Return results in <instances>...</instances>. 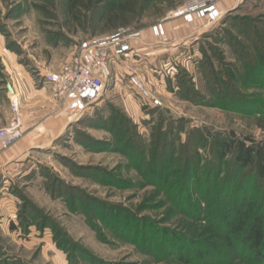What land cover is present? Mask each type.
Listing matches in <instances>:
<instances>
[{"label": "rangeland", "instance_id": "374dc122", "mask_svg": "<svg viewBox=\"0 0 264 264\" xmlns=\"http://www.w3.org/2000/svg\"><path fill=\"white\" fill-rule=\"evenodd\" d=\"M185 1L153 0L142 13L140 4L134 12L123 13L120 0H0V129L15 116L2 87L9 85L8 72L16 75L25 68L43 83L40 72L57 69L81 40L120 28L149 34L159 21L179 20L169 15ZM111 2L118 5L108 12L105 5ZM228 7L223 21L190 40L188 51L196 55L189 69L177 63L168 94L152 86L162 106L145 105L127 82L123 64H117L104 98L90 113L75 115L63 136L41 140L26 153L0 163V264H195L178 258L185 252L179 251L181 246H188L193 258L201 236L208 243L217 237L209 231L200 235L204 222L185 216L156 183L145 181L116 149L111 122L124 118L130 123L126 128L147 144L162 122L163 133L176 139V158L183 156L182 144L197 129L200 132L194 136L203 134L207 140L197 148L202 167L215 159L221 140L230 133L242 140L264 141V113L251 109L258 106L251 103L264 99V87L242 86V98L227 101V96L211 95L201 69L203 51L213 55L214 45L225 51L227 62H234L231 47L218 39L233 31L243 16L264 15V0H244ZM116 73L122 77L119 86L114 82ZM187 79L194 81L193 86H184ZM187 87L196 91L190 99ZM13 144L2 146L0 153ZM215 164L221 167L219 159ZM197 181L191 178L193 189ZM192 196L197 198L195 190ZM105 212H110V218L105 219ZM129 215L132 230L128 233L122 225ZM144 227L150 234L141 235ZM204 260L203 264H212Z\"/></svg>", "mask_w": 264, "mask_h": 264}, {"label": "trees", "instance_id": "16d2710c", "mask_svg": "<svg viewBox=\"0 0 264 264\" xmlns=\"http://www.w3.org/2000/svg\"><path fill=\"white\" fill-rule=\"evenodd\" d=\"M152 1L120 0L119 8L123 13H131L140 4L138 12L142 13ZM117 5L111 2L105 6L110 12ZM218 42L231 47L235 61L227 62L225 51L215 48V45L211 46L213 55L203 51L201 69L211 95L227 96L226 100H230L241 97L239 91L242 86L264 87V15L243 16L233 25V31L225 32ZM185 81L187 84L184 86L194 84L192 80ZM220 86L223 88L220 89ZM186 92L189 99L196 94L189 87ZM251 104L258 105L251 108L253 111L264 113V99ZM222 107L228 108V105ZM123 119L111 122L116 149L129 158L146 182L156 183L171 203L181 208V213L198 223L204 222L199 227L200 235L209 231L217 237V240L208 243L201 236L198 242L200 250L193 258L192 252L187 251L188 246L182 245L179 251L185 252L178 258L187 263L194 261L195 264H203L204 259L212 264H233L234 260L244 264H264V141L242 140L230 133L221 140L219 152L213 154L215 159L202 167L196 157L197 148L204 146L207 140L203 134L194 136L199 130L191 131L182 144L183 156L176 158V139H170L163 133L162 122L147 144L141 135L131 131L130 127L126 128L130 123ZM119 124L126 130L119 128ZM193 159L196 160L194 166ZM217 159L221 161L218 169L215 164ZM192 177L198 178L194 189ZM112 179L115 180L114 177ZM194 190L197 198L192 196ZM107 212L105 219L110 216ZM123 222L124 231L129 233L132 230L130 215ZM143 229L138 236L150 234L148 228ZM161 252L162 255L166 253L163 248Z\"/></svg>", "mask_w": 264, "mask_h": 264}, {"label": "built area", "instance_id": "2783aa9c", "mask_svg": "<svg viewBox=\"0 0 264 264\" xmlns=\"http://www.w3.org/2000/svg\"><path fill=\"white\" fill-rule=\"evenodd\" d=\"M241 3L244 0H232ZM230 9L220 7V0H186L172 11L169 17L186 23L204 21L206 26H217ZM165 22L159 21L152 28L157 38L166 36ZM142 41L141 30L120 28L110 35H96L83 39L69 59L54 70L42 72L43 82L49 86L54 113L64 107L76 115L90 113L105 96L107 84L117 64H123L127 82L134 92L150 107L162 106L163 102L145 79L140 63L134 55L135 42ZM11 96L15 113L11 124L0 129V143L8 147L23 137L19 103Z\"/></svg>", "mask_w": 264, "mask_h": 264}, {"label": "crops", "instance_id": "0c3cea01", "mask_svg": "<svg viewBox=\"0 0 264 264\" xmlns=\"http://www.w3.org/2000/svg\"><path fill=\"white\" fill-rule=\"evenodd\" d=\"M230 4H233V6L239 5L232 0H221L223 9L229 8ZM164 25L166 29L164 39L155 37L151 31H149V34L142 31V41L135 42L134 55L140 62L143 75L150 87L152 89V86L159 87L166 93L168 82H171L172 76L176 74L177 63L187 68L188 63L191 62L190 60L196 55L195 51L189 52L191 50L188 43L207 31V26L204 21L186 23L182 19L165 22ZM155 43L166 46L156 48L153 45ZM18 72L16 75L10 72L7 74V85H11L13 94L9 92L8 86L2 87L9 103L11 96L18 100V112L21 117L24 136L20 141L10 146L8 150L0 153V163L26 153L28 149L35 147L41 140L59 139L66 133L76 115L68 107H64L59 113L55 114L56 106L52 102L49 86L44 82L42 83L41 80H36L25 68L20 69ZM114 79L116 86L122 83V77L117 73ZM168 90L170 89L168 88ZM2 149L0 143V151Z\"/></svg>", "mask_w": 264, "mask_h": 264}, {"label": "water", "instance_id": "95a60500", "mask_svg": "<svg viewBox=\"0 0 264 264\" xmlns=\"http://www.w3.org/2000/svg\"><path fill=\"white\" fill-rule=\"evenodd\" d=\"M8 90L11 94H13V88L11 87V85H8Z\"/></svg>", "mask_w": 264, "mask_h": 264}]
</instances>
